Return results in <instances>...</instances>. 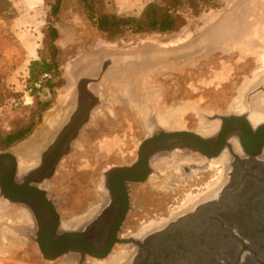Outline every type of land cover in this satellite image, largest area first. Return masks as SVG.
<instances>
[{"label":"rangeland","instance_id":"374dc122","mask_svg":"<svg viewBox=\"0 0 264 264\" xmlns=\"http://www.w3.org/2000/svg\"><path fill=\"white\" fill-rule=\"evenodd\" d=\"M154 1L161 2V0H100L98 7L102 13L137 17L147 4ZM245 1H188L179 8L186 25L178 32L134 34L127 31L123 36L110 41L89 20L81 0H63L61 11L55 18L50 16L51 6L55 0H8L9 4L5 6L3 16H0V37L6 39L9 44L5 48L6 41L1 42L3 54L0 58V103L4 104L9 98L22 96L26 90L34 89L35 83L28 81L31 62L49 61L52 57L49 49L50 21L59 33L56 42L58 74L49 83L52 90L50 97L47 95L36 97L30 106L17 110L5 109L0 114V136L26 128L31 129L23 140L0 152L25 146L37 135L41 138L39 150L37 149V154L39 153L41 146L48 139L47 131L54 128V117L59 115V121L63 119L64 111L68 108V105H65L70 103L74 96L76 74L79 64L80 67L85 66L86 61H82L84 57L92 54L95 58L101 57L102 54L126 55L179 43H181L179 46H183L184 43L204 35ZM194 2L198 4L197 8L191 5ZM248 3L252 4V7L246 9L247 11L242 10L243 13H248L245 15L246 21L258 19L259 15L264 21V0H248ZM243 30L240 32L244 34ZM261 34L264 36V24ZM245 35L248 38L250 30ZM223 50L227 52L226 56L219 58ZM263 52L264 49L261 48L246 51L212 46L194 56L166 64L165 66L170 67L153 77L159 70L156 68L148 75L153 77L149 92L142 93L153 104L152 107L148 106L149 114L158 116L159 113L164 114L172 110V113L165 115L168 119L174 116L173 118L184 123L185 126L183 124L178 128L183 130L197 131L200 125L212 123L213 117L232 109V103L237 98L240 87L244 85L246 77H250L253 58L260 67L257 71L263 69L264 63L261 61ZM131 81L140 86L141 79L137 75L131 76ZM112 83L105 81L101 84L103 87L106 85L103 90L105 95V98H102L103 106L95 109L91 122L84 128L78 143L62 160L53 178L44 185L62 221L82 218L81 215L87 211L85 217L92 209L96 210L95 208L100 211L109 197L105 188L104 173L111 167L129 166L134 163L141 141L149 133L146 132L145 120L135 105L137 101L120 94L119 88L114 87L116 83ZM175 109L178 110V114L174 113ZM43 129L45 131H42ZM194 156L193 159L196 158V155ZM177 169L172 166V172ZM223 175L224 172L221 173L217 167L207 171L200 166H193V176L190 179L179 184H166L164 190L155 188L157 184H131V209L126 218L125 231L122 233L134 230L141 222L146 224L153 220L161 222L169 219L174 211L187 206L183 204L187 198L195 202L216 186H220L217 184L210 187L214 180ZM0 201H5L12 214L21 213L20 209H23L21 206L8 204L3 197H0ZM14 206H17L18 210H14ZM4 235L3 238L8 241L4 242L5 251L1 252L2 248L0 250V264H73L72 261L76 259L71 255L45 262L34 241L30 243L24 240L23 234L15 236L13 231L12 236L5 233ZM12 238L15 239L14 242ZM123 248V245L117 246V250Z\"/></svg>","mask_w":264,"mask_h":264},{"label":"water","instance_id":"95a60500","mask_svg":"<svg viewBox=\"0 0 264 264\" xmlns=\"http://www.w3.org/2000/svg\"><path fill=\"white\" fill-rule=\"evenodd\" d=\"M251 7L246 0L204 35L183 46L179 43L126 55L102 54L95 58L96 68L89 74L80 69L79 64L74 96L65 105L68 108L60 124L53 129L47 125L49 139L41 146L38 163L18 177L20 162L15 148L0 152V197L9 204L21 206L32 216L38 228L32 234L44 260L88 255L94 261H105L113 256L115 245H133L134 249L143 250L144 245H151L159 251L161 260H165L162 256L166 253L172 264H264V184H220L195 202L174 211L169 219L151 229L145 240L119 238L131 209L130 186L147 181L151 174L150 161L155 156L182 149L199 153L209 160L219 158L228 145V138L238 130V124L242 129L240 144L244 153L258 160L264 149V125L254 135L246 117H223L222 130L214 138H203L189 131H163L144 140L136 162L111 167L104 173L109 197L100 211L92 210V215L82 221L79 228L61 229V215L48 197V191L40 187V183L53 178L91 122L95 109L103 106L100 90L107 73L114 71L134 76L140 68L163 67L212 46L236 49L234 41L230 40L239 33L230 32L223 38L224 28L235 29V16ZM252 19L246 21L244 15L243 25L242 21L239 24L244 35ZM94 244L102 246V250H95ZM120 264L141 263L135 255L124 258Z\"/></svg>","mask_w":264,"mask_h":264},{"label":"flooded vegetation","instance_id":"af4514ba","mask_svg":"<svg viewBox=\"0 0 264 264\" xmlns=\"http://www.w3.org/2000/svg\"><path fill=\"white\" fill-rule=\"evenodd\" d=\"M235 44L236 43H233L234 46H235ZM223 48H225L226 50L232 49L230 47H223ZM220 53L221 54L218 57L222 58V57L226 56L225 54L227 52L225 50H223ZM168 67H170V66L157 67V69H159V70L157 71V73L153 77H155L156 75H158L160 73H163L166 69H168ZM258 69H260V67L258 66V62L256 59L253 58L252 70L250 73V77H246V79L247 78L251 79V81L249 83H247V85H246V86H248V85H250V86L247 88L246 86L242 87L243 86L242 85L238 91V96L236 98V99H239L242 101V102L240 101V103H242V106H244L243 111L239 112V109L237 107H235V101H236V99H235L232 103V109L231 110H228V112H225V114L219 115L217 117H213L212 123L206 124L209 126L214 125L213 126V127H215L214 129H216V131L212 135H208V136H203L202 134L197 132L199 129H201V127H203V124L199 126L197 131L183 130V129H178V128L169 129V128L163 127L160 124V122L158 121L157 118L159 117L160 113L158 114V116H156V115L151 116L149 114L150 113L149 107H152L153 104L142 93H145V92L148 93L149 92V87H150V84H151L153 77H149L147 74L148 72L146 73V75L145 74L142 76H140V74L138 75V72L140 73L143 71V69L142 70L139 69L136 72V75H137V77H139L141 79V83H140V86L137 85L138 89H136V84L133 83L134 84V87H133L134 93L132 94L130 99L136 100L137 104H135V105L138 107H142L143 111L145 112V118H144L141 115L140 111L138 110L139 114L145 120V126L147 128L146 132L148 131L150 134L148 133L147 137H145L141 142H143L144 140H146L148 138H152L156 134L163 132V131H171V132L189 131V132H196L197 134H199L203 138L218 137V135L220 134V132L222 130V125H223L222 118L223 117L227 118V117H231V116L246 117L248 122L250 123V125L252 126V128L254 130L253 134L257 135V131L264 125V120L260 123H257V124L254 123L253 121H251L252 120L250 117L251 115H249V113H251V110H248V107H250V109H252V113L255 112L256 109L259 110V114L264 113V74H263V76H260L257 79L258 82L256 81L257 82L256 84H254L255 80L253 79L254 78L253 72L257 71ZM121 74L122 75L127 74L128 76L131 77V75H129V73H121ZM106 78H107V75L104 77V79H106ZM259 79H261V80H259ZM143 80H145L144 83H143ZM104 81L105 80H103V83H104ZM109 82L110 83H112V82L116 83L115 79H113L111 81L109 80ZM105 86L106 85H104V87ZM114 86L117 87L116 84H114ZM142 86H143V88H142ZM104 87L102 85V88H101L102 90H100V96L103 99L105 98V95L103 92ZM102 93H103V97H102ZM151 98H152V96H151ZM254 101L259 102V105H257V107H255L253 105ZM138 104L141 106H139ZM176 109H180V108H176ZM176 109L174 110V112L176 111ZM167 113H172V110L164 113L163 115H165ZM176 113L178 114L179 112L176 111ZM205 115H207V114H205ZM236 127L238 128V130L234 131L233 132L234 134L228 138V145L225 147V150L223 151V153L221 154V156L219 158L209 160L208 158L204 157L201 154H196V153L194 154L190 150H182V149L175 150L174 152H171V153H166L165 155H162L163 157L155 156L150 161V167H151L150 176L148 177L146 182L139 183V184H157L155 186V188H157V189L161 188V190H164L166 188V184H179V183H182L183 181L188 180V178L190 179L193 176V166H200L204 170L208 171L210 168H212V167H210L209 163L214 161V160H219L223 156L226 158V162L224 164L220 165V167H218V168H220L221 173L224 172V175L222 177H220V179L221 178L222 179L217 184H264V164H263L264 163V149L262 151V154L258 158V160L255 161V160H253V158L248 157V155H246L244 153L243 148L240 144V139H241L240 136L242 134L241 125L237 124ZM33 152H34L33 150H29L28 156L29 155L32 156L34 154ZM175 155H181L182 158H176ZM194 155H196V158H194V159H197V160L193 159V157H195ZM198 159H199V161H198ZM31 160H33V159H31ZM37 160L39 161V158H35V160H33V162H35V165L38 163ZM196 161H198V162H196ZM158 163H162L161 166H159ZM172 166L173 167L175 166L178 169L174 170L172 172ZM33 167H31V168H33ZM45 184H47V181L40 183V187L42 189H44ZM133 184H137V183H133ZM160 184H165V185L160 186ZM4 202L5 201H0V203H4ZM13 208H14V210H16L17 206L16 207L14 206ZM88 209H90V208H88ZM95 209H96L95 211H97V208H95ZM20 210L22 212L24 209H20ZM27 214H26V216H27L26 219L20 221L19 224H16V223L14 224L15 228L13 230V234L15 236L17 234H23L25 236V237H23L24 240H26L30 243L32 241H34L36 243V241H35L36 237L32 234V232H33V230L37 231L38 228H37V225H35L32 216L29 214L27 215ZM72 221L74 222L75 220H71V221H67V222L62 221V229L63 230H69V229H64L63 225L69 224ZM125 222H126V220L124 221V223L121 227V230L119 233V238H126V239L135 238L138 240L139 239L145 240L144 238L146 237L147 233L150 232L151 229L156 228L157 226L160 225L159 224L160 222H157L154 220L150 221L149 223H146V224L141 222L140 226H142L144 224L142 227L137 225V226H135L134 230H129L126 233H122L123 231H125V229H124L125 228ZM81 226H82V223L77 228H79ZM90 240H92L91 236H90ZM12 241L14 242L15 239L12 238ZM4 242H6V241H4V239H3V242L1 243L2 246L0 247V250L2 248L1 252H4L6 249V246H5L6 243L4 244ZM3 244H4V246H3ZM37 246H38V244H37ZM92 246L97 251L102 250V246H99L98 244H94ZM117 246H120V245L114 246V248L112 250L113 255H117V254L121 253V254H123V256H125V258L126 257L130 258V257L136 255L138 262L141 264H172L171 261L167 260L168 255L166 253H165V255L162 256L163 259L165 258V260L164 261L161 260L159 251H155L151 245H144L143 246L144 250L139 248V247L137 249H134L133 245H123L124 246L123 249L117 250ZM38 250H39V246H38ZM111 257H109V258H111ZM170 258H172V256H169V259ZM89 259L94 260L93 258H91L88 255H86V256H82V255L80 256L79 255L75 260H73L72 263L73 264H92L94 261L90 262ZM66 261H68V260H66ZM45 262H47V261H45ZM126 262H127V260H126Z\"/></svg>","mask_w":264,"mask_h":264},{"label":"bare ground","instance_id":"6f19581e","mask_svg":"<svg viewBox=\"0 0 264 264\" xmlns=\"http://www.w3.org/2000/svg\"><path fill=\"white\" fill-rule=\"evenodd\" d=\"M250 12H249V14H250ZM246 14H248V13H245L244 12L243 14H241V12H240V13H238L237 16H235V19H234V22H235L234 23V27H235V29L231 28L230 26L225 27L224 28V36H223V38L225 37L226 32H227V35L230 32L237 33L236 35H238V33H239V36H234V39L233 40H230V41H234V43L237 44V45L235 44L236 49L246 50V51L247 50L249 51V49H255V48L264 49V36H262V34H261V29L263 27L264 21L262 20L261 15L258 16V19H252L250 21V23H249L250 26L248 27V31L250 30V35H249L250 38H249V36L247 38V35H244L242 32H240L242 30V27H240L239 24L241 25V21H242V25H243V20L242 19L244 18V15H246ZM256 20H258V21H256ZM232 29H233V31H232ZM185 40H186V36L184 37V41ZM261 46H263V47H261ZM256 55L259 56L258 54H256ZM86 57L87 58L84 57L82 59V61L83 60L86 61V62H84L85 66L84 67H80V69H82L83 71H86V73L89 74V73L94 72V70L96 68V64H95L96 63V59L93 56V54L92 55H88ZM261 61L264 63V52L261 53ZM156 68L157 67H144V68H140L141 70L143 69V71L140 72V73L138 72V75L139 74H140V76H142L144 74L146 75L147 72H148L147 74L150 75L151 73H153L156 70ZM263 70H264V67H263L262 70H259V71H257V72L254 73V76H253L254 77L253 79L255 80V83L254 84H256L258 82L257 79L264 74V71ZM113 79H115L116 85H117V87L120 90V94L122 93L123 96H126L127 98H130L132 96V94L134 93V89H133L134 84L131 81V77L128 76L127 74L126 75H124V74L122 75V74H118L116 72H110V73L107 74V78L104 79V80L109 82V80L111 81ZM259 80H261V79H259ZM144 81L145 80H143V83H144ZM250 81H251V79H248L247 78L245 80V82H244L243 87L246 86L247 83H249ZM249 86L250 85H248L246 87L248 88ZM114 87H116V86H114ZM142 88H143V86H142ZM102 97H103V93H102ZM240 101L241 100H239V99H236V101H235V107H237L239 109V112L243 111V108H244V106H242V103H240ZM253 105L255 107H257V105H259V102L258 101H254L253 102ZM138 108H139V111L142 114V116L145 118V112L143 111L142 107H138ZM248 110H251V113H249V115H251L250 116L251 119H252L251 121H253L254 123L257 124V123H260V122H262L264 120V113L259 114V110H257V109H256L255 112L252 113V109H250V107H248ZM58 117H59V115H57L56 117H54V120H53V126L54 127H56L60 123ZM167 117H168L167 115H163V114L161 115V113H160L159 114V117L157 118L158 121L160 122V124L163 127H166V128H169V129H172V128H180L184 124V123H181L178 119L173 118L174 116L171 117V119H168ZM52 119H53V117H52ZM184 126H185V124H184ZM213 126L212 125L211 126H209V125H206V126L203 125V127H201V129H199L197 132H199L203 136L212 135L216 131V129H214L215 127H213ZM47 134L48 133H46V136H48ZM43 136H45V135L43 134ZM40 139H41L40 137L38 138V136L35 135L31 139V141L28 142L27 145H25V146H19V147L15 148V153H16L17 157L19 158V162H20V165H19V176L18 177H21L31 167L35 166V162H33V160H35V158H39L38 155H39L40 151L37 154V149H38V145L40 144L39 141H41ZM48 139H46L45 142L48 141ZM29 150H33L34 151L33 152L34 154L32 156L31 155L28 156V151ZM25 157H27V158L25 159ZM175 157L176 158H182L181 155H175ZM31 159H33V160H31ZM225 162H226V158L223 156L221 159L214 160V161L210 162L209 164H210V167H212V168H214V167H217L218 168V167H220V165L224 164ZM158 164H159V166H161L162 163H158ZM219 180H220V177L217 178L216 180H214L211 183L210 187H215L217 185V183L219 182ZM189 196H191V195H189ZM191 203H192L191 202V198H187L183 204L189 205ZM10 211L11 210H9V207L5 203L3 205H0V247L2 246L1 243L3 242V239L5 241V238H3V236H5L4 233L7 236H12V231L15 228L14 227V224L15 223L16 224H19L20 221H22V220H24V219L27 218V216H26L27 213H26L25 210H23L21 213H18L19 215L18 214H12ZM91 215H92V212L90 211L87 215H85V217L83 215L82 218H79L78 217L79 219H76L74 222L72 221L69 224H64L63 225V228L64 229L77 228L82 223V221H84L86 219H89V217ZM61 229H62V223H61ZM6 241H8V239H6ZM124 258H125V256H123V254L120 253V254H117V255H113L111 258H109V259H107L105 261H94L92 264H120L121 260H123ZM70 263H71V261H70Z\"/></svg>","mask_w":264,"mask_h":264},{"label":"trees","instance_id":"16d2710c","mask_svg":"<svg viewBox=\"0 0 264 264\" xmlns=\"http://www.w3.org/2000/svg\"><path fill=\"white\" fill-rule=\"evenodd\" d=\"M188 1L201 2L204 0H161V2L154 1L145 6L141 13L135 16L107 14L99 10L100 0H81L85 10L88 14L89 20L102 32L110 41L123 36L127 31L134 34H167L178 32L183 26L186 25V20L179 11V8ZM63 0H55L51 6L50 16L55 18L59 15L62 7ZM192 3L193 8H197L198 4ZM8 0H0V16H3L4 8L8 5ZM50 38L51 42L49 49L51 50V60H34L29 66V80L35 83L39 80L44 72H52L54 78L58 74V47L56 42L59 38L57 28L50 21ZM1 36V35H0ZM6 39L0 37V58L2 57V43ZM5 48L9 46L7 41L4 44ZM31 129L26 128L19 130L15 133L0 136V150L10 148L15 143L23 140Z\"/></svg>","mask_w":264,"mask_h":264},{"label":"built area","instance_id":"2783aa9c","mask_svg":"<svg viewBox=\"0 0 264 264\" xmlns=\"http://www.w3.org/2000/svg\"><path fill=\"white\" fill-rule=\"evenodd\" d=\"M54 79L52 72H44L38 81L34 84V89H29L24 92L22 96H13L9 98L4 104L0 103V114L5 109L17 110L21 107H27L35 102L36 97L51 96V87L49 83Z\"/></svg>","mask_w":264,"mask_h":264}]
</instances>
